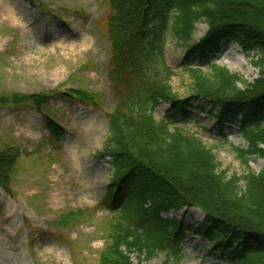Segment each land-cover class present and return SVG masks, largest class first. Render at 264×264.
Instances as JSON below:
<instances>
[{
  "label": "trees",
  "instance_id": "obj_1",
  "mask_svg": "<svg viewBox=\"0 0 264 264\" xmlns=\"http://www.w3.org/2000/svg\"><path fill=\"white\" fill-rule=\"evenodd\" d=\"M105 21L111 43L109 80L116 107L108 113L109 137L100 153L113 170L104 204L112 216L103 222L107 243L99 264H144L160 253L178 261L184 256L183 228L166 217L183 209L205 214V240L229 264H264V168L256 173L252 158L264 159V0H107ZM198 25L205 36L194 41ZM167 33L185 48L192 85L190 96L208 101L219 136L233 119L246 148H235L246 174L220 170L205 143L155 111L168 104L172 119H189L193 108L171 81L175 73L165 59ZM236 43L253 57L258 76L248 83L217 65L225 42ZM73 98L95 104L97 95L71 91ZM49 95L0 99V106L32 102L39 111ZM170 118V117H169ZM46 127L58 143L64 133L46 116ZM12 146L0 151V187L8 194L21 165ZM84 211H71L67 226ZM191 231V229H188Z\"/></svg>",
  "mask_w": 264,
  "mask_h": 264
},
{
  "label": "rangeland",
  "instance_id": "obj_2",
  "mask_svg": "<svg viewBox=\"0 0 264 264\" xmlns=\"http://www.w3.org/2000/svg\"><path fill=\"white\" fill-rule=\"evenodd\" d=\"M107 0H0V99L49 95L39 111L32 102L0 106V151L15 147L21 165L8 195L0 187V264H99L107 243L103 222L112 214L104 204L113 170L100 157L108 137V113L116 107L109 80L111 43L105 21ZM16 20H19L16 23ZM207 32L198 25L194 41ZM167 64L175 73L171 86L187 99L189 119H172L170 107L155 111L158 121L171 123L200 138L213 151L220 170L242 177L246 167L235 148H246L233 119L219 136L211 104L188 93L192 82L185 48L167 33ZM217 65L253 83L258 71L253 57L233 42H225ZM97 95L95 104L73 98L71 91ZM46 116L63 129L56 142ZM170 117V118H169ZM256 173L264 159L252 158ZM71 211H84L67 226ZM166 217L183 228V258L160 253L144 264H229L202 236L205 214L183 209ZM188 229H191L188 230Z\"/></svg>",
  "mask_w": 264,
  "mask_h": 264
},
{
  "label": "bare ground",
  "instance_id": "obj_3",
  "mask_svg": "<svg viewBox=\"0 0 264 264\" xmlns=\"http://www.w3.org/2000/svg\"><path fill=\"white\" fill-rule=\"evenodd\" d=\"M19 22V20H16V23H18Z\"/></svg>",
  "mask_w": 264,
  "mask_h": 264
}]
</instances>
